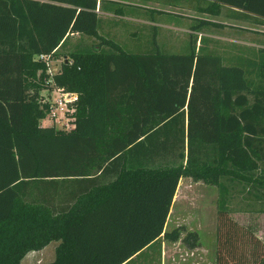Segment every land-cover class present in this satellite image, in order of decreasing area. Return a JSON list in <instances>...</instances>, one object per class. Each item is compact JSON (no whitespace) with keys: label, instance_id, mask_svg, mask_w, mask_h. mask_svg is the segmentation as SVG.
Wrapping results in <instances>:
<instances>
[{"label":"trees","instance_id":"trees-1","mask_svg":"<svg viewBox=\"0 0 264 264\" xmlns=\"http://www.w3.org/2000/svg\"><path fill=\"white\" fill-rule=\"evenodd\" d=\"M138 1L264 23V0ZM101 13L153 28L154 14L184 16L120 0H0V264H21L51 240L45 264H125L178 237L180 227L163 225L181 176L217 185L219 214L223 180L264 196V48L225 65L204 32L223 25L191 16L186 51L153 49V33V47L129 52L100 32ZM60 53L51 79L76 95L69 129L40 122L49 75L38 56ZM223 234L215 264H264L257 239L233 254ZM196 236L181 239L192 247Z\"/></svg>","mask_w":264,"mask_h":264},{"label":"rangeland","instance_id":"rangeland-1","mask_svg":"<svg viewBox=\"0 0 264 264\" xmlns=\"http://www.w3.org/2000/svg\"><path fill=\"white\" fill-rule=\"evenodd\" d=\"M120 1L184 15L177 20L172 18L167 20L166 17L171 14H154L157 23H154L155 28H153L152 23L144 18L135 19V17L130 18V15L118 17L109 13H101L100 32L106 33V36L108 35L129 52H143L153 47V33H155L154 45L156 46L153 49L157 48L162 52L171 53L186 51L189 40L188 24L191 16H205L223 25L205 27L204 32L210 35L209 38L215 40L212 44L217 47L218 52L223 56L222 63L225 65L235 63L227 57H235L238 53L248 58L254 56L252 49H256L247 47L249 45L241 43V41L254 42L258 39H264V23L231 19L227 16L228 11L226 9H222V12L217 16H208L198 14L185 5L174 7L138 0ZM76 38V35H73L71 45L77 42ZM83 38L86 42L93 39L90 37ZM71 45L67 48L68 50L71 49ZM239 47H241L240 52L238 51ZM62 57V53H60L57 58H48L46 60V71L48 73L56 72L59 69ZM51 87L52 85L39 90L40 96L47 98L50 103L57 96V92H54V90L49 92ZM69 113L67 112V114ZM57 116L60 120L55 121L45 116L40 122L43 125L52 123L56 128L62 129L71 127V117L67 118L60 111L57 112ZM223 183L227 187L225 197L228 211L219 214L217 210L219 199L217 185L208 184L201 179L194 180L188 175L179 177L173 193L166 228L170 229L178 226L180 230L175 241H165L163 243L164 264H215L216 245L224 239V229H230L231 231V243L227 244V249L233 246V250H231L233 254L244 252L247 255L250 250V243L248 242L252 239L259 241L258 247L260 249L264 247V196H261L259 190H255L243 182L233 181L229 183L223 180ZM187 231H195L197 235L195 244L192 247H188L181 239ZM54 245L55 243L50 241L41 250L26 253V257L24 255L21 258V264H45L47 260L53 257ZM225 254L226 260L232 262L236 260L234 256L227 259L228 253L225 252Z\"/></svg>","mask_w":264,"mask_h":264},{"label":"crops","instance_id":"crops-1","mask_svg":"<svg viewBox=\"0 0 264 264\" xmlns=\"http://www.w3.org/2000/svg\"><path fill=\"white\" fill-rule=\"evenodd\" d=\"M257 41H261V42H257ZM262 41L264 42V39L263 38H262V40L261 39H258V40L254 41V42H252V41H249V42H245L244 41V42H242L241 41V43H244L246 45H249L247 47H252V48H255L256 49V48H259V47L264 48V43ZM208 184H212V183H208ZM172 198H173V196H172ZM172 201H173V199L171 200V204H170L169 209H168V213H167V216H166L164 225H163V229H167L166 228V223H167L168 217L170 215ZM175 240L176 239L169 240V239H165V238H159L155 242L149 244L148 246H146V247L144 246L143 247V250H141V252L139 254L134 255L131 258L132 260L131 261H128L129 263L126 262L125 264H164V259H163L164 258V254H163L164 253V245H163V243L165 241L173 242ZM51 241H53L55 244L57 243L56 240H51ZM48 243L45 244L43 247H45L46 245H48ZM43 247H41L40 249H37V250L30 249V250H33V251L28 250L27 252H25L24 255L26 257V253L36 252L38 250H41ZM52 258H50L49 260H51ZM49 260H47V261H49Z\"/></svg>","mask_w":264,"mask_h":264},{"label":"built area","instance_id":"built-area-1","mask_svg":"<svg viewBox=\"0 0 264 264\" xmlns=\"http://www.w3.org/2000/svg\"><path fill=\"white\" fill-rule=\"evenodd\" d=\"M38 58L43 59V60H47L46 56H44V55H39ZM51 74L52 73H48L49 77H48L47 81H49L50 84H49V82H47V86L52 85L49 92L54 90V92H57V96L53 99V101L51 103L49 102V100L47 98L45 99L43 97H41V101L47 102L49 104V111H48V114L46 115V117H49L50 119L57 121V120H60V118L57 116L58 111H60V113L62 112L64 115H66L67 112H71V108H68L67 106H68V104H71L72 101H74V99L76 98V95L73 92L64 91V90L56 87L52 82ZM66 116L68 118V115H66Z\"/></svg>","mask_w":264,"mask_h":264}]
</instances>
